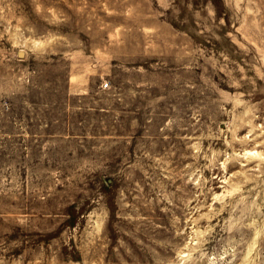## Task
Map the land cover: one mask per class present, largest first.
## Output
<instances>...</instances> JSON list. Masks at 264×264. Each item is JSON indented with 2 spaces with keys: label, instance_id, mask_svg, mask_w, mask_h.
I'll return each mask as SVG.
<instances>
[{
  "label": "rangeland",
  "instance_id": "obj_1",
  "mask_svg": "<svg viewBox=\"0 0 264 264\" xmlns=\"http://www.w3.org/2000/svg\"><path fill=\"white\" fill-rule=\"evenodd\" d=\"M0 264H264V0H0Z\"/></svg>",
  "mask_w": 264,
  "mask_h": 264
}]
</instances>
